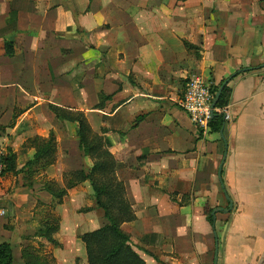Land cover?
Instances as JSON below:
<instances>
[{
    "label": "crops",
    "instance_id": "crops-1",
    "mask_svg": "<svg viewBox=\"0 0 264 264\" xmlns=\"http://www.w3.org/2000/svg\"><path fill=\"white\" fill-rule=\"evenodd\" d=\"M7 41L0 150L15 155L18 174L0 180V244L14 264L35 254L26 236L43 239L24 199L36 193L51 207L45 183L65 188L67 174L93 167L77 125L52 106L84 114L115 157L136 214L122 228L160 261L146 264H264V0H0V47ZM196 74L231 92L220 132H202L178 105ZM51 134L55 164L23 173L33 141ZM227 197L233 209L212 227L208 214L229 209ZM93 198L89 182L70 190L56 208L61 226L78 205L87 220L98 214Z\"/></svg>",
    "mask_w": 264,
    "mask_h": 264
},
{
    "label": "trees",
    "instance_id": "trees-1",
    "mask_svg": "<svg viewBox=\"0 0 264 264\" xmlns=\"http://www.w3.org/2000/svg\"><path fill=\"white\" fill-rule=\"evenodd\" d=\"M0 52L12 57L14 55V43L7 41L0 47ZM219 90V86L215 87V91ZM231 92L228 86H225L218 102L217 109L223 110L230 103ZM59 120H65L78 124L77 140L79 144V152L83 158L89 157L95 161L90 169L83 168L65 176V188H60L55 182L45 183V189L52 195L53 204L59 206L63 204L68 192L79 185L89 182L94 191L96 207L103 211L106 225L98 230L84 234L80 239L85 246L88 264H146L144 258L134 248L131 237L124 232L122 226L125 223H131L136 220V215L130 204L124 184L116 177L117 162L109 150L104 149L103 141L95 133H93L84 114L77 113L65 115L63 110L57 107H51ZM225 123V115L222 112H216L211 121V130L220 132ZM37 153L34 160L22 171L25 174L32 175L46 171L55 164L57 156V145L54 134L49 138H36L33 141ZM104 151V152H103ZM102 157L105 160H100ZM106 158L111 160L106 161ZM5 174L10 172L17 175L16 157L9 154L5 157ZM113 165L111 177L105 180L101 179V175ZM116 166V167H115ZM57 220V219H56ZM212 227H215V218L212 212L207 217ZM58 223V220H57ZM51 223L47 219L44 224V230L37 233L38 237L47 240L49 243L57 245L54 234L59 231V224ZM149 255L147 252H145ZM151 256V255H150ZM152 257L160 263L159 259ZM27 264H35L37 257L34 254L27 253L25 256ZM40 260V259H39ZM0 264H14V256L12 246L9 244H0ZM47 264V263H44Z\"/></svg>",
    "mask_w": 264,
    "mask_h": 264
},
{
    "label": "rangeland",
    "instance_id": "rangeland-1",
    "mask_svg": "<svg viewBox=\"0 0 264 264\" xmlns=\"http://www.w3.org/2000/svg\"><path fill=\"white\" fill-rule=\"evenodd\" d=\"M63 112L65 115H68L67 113H65L67 111H63ZM61 121L66 122L65 120H61ZM72 124H76L77 129H78L77 123L72 122ZM112 158L115 159L114 156ZM106 159H107L106 161L111 160L110 158H106ZM100 160L101 161L105 160V158L102 157ZM94 162L95 161H93V163ZM112 172H113V165L110 166V164H109L106 171H104L103 174L101 175V179L105 180L104 182H106L107 179H109L111 177ZM40 188L41 187L37 186V187H34V190H40ZM22 198H24V197H22ZM24 201H25L26 206H29L31 203L36 205V208H35L36 216L40 220L41 225L43 224V222L45 223V221L47 219H50L52 224H54V222L57 223V220H58L57 224H59V231L54 234V238L57 241V245L51 244L45 239H34V234L25 237V238H28L27 241H29V242H27V243L29 245V248L32 250V252L35 251L34 256L37 257L35 264H44V263L59 264L58 263L59 260H57V258H59V259L61 258V260H62L61 264H86V259H85L86 250H85V246L82 243L80 238L84 234H86L85 232H87V233L92 232L91 230H94L95 228H99L102 226V224L104 222V221H102L103 211L102 210L99 211L98 214L88 215L91 217H89L90 219L87 220L86 217H87V214L89 213L90 209L83 206V205H82V207H79V205H78L77 207H75L76 212L74 211L75 213H73V217H71L69 215L68 219H67L68 220L67 223L64 225V227H62L61 226L62 225L61 222L63 221L62 217L59 214H58V216H57V214H55L56 208L58 206H55L53 204L51 207L50 206L48 207L47 206L48 203H46L39 196H37L36 193H34L32 195V198H25ZM93 202L95 203V206H96L95 198H93ZM84 205H86V203H84ZM85 223H87L89 225L86 226ZM104 223H105V225L107 224V222H104ZM61 227L63 228V230ZM42 230H44V226H43ZM42 230H40V231H42ZM135 241L136 240L134 239V241H133L134 244H135ZM137 245L141 249H142V247H144V246L139 245V244H137ZM150 249H153V248H150ZM156 251H159V250H156ZM146 252L149 255L154 256V254L152 253V250H149ZM155 254H157V253L155 252ZM157 255L161 257L160 254H157ZM142 256L147 258V256L143 253H142ZM147 259L150 261H152V260L154 261L153 257L152 258L148 257Z\"/></svg>",
    "mask_w": 264,
    "mask_h": 264
},
{
    "label": "built area",
    "instance_id": "built-area-1",
    "mask_svg": "<svg viewBox=\"0 0 264 264\" xmlns=\"http://www.w3.org/2000/svg\"><path fill=\"white\" fill-rule=\"evenodd\" d=\"M215 85L200 74L192 76L185 88L183 97L179 101V106L188 115L191 122L202 132L206 133L211 129L212 106L217 92L215 91ZM222 112L225 115V120L230 119L226 114V108L223 110L215 109L214 113ZM5 154L0 150V180L5 174Z\"/></svg>",
    "mask_w": 264,
    "mask_h": 264
},
{
    "label": "water",
    "instance_id": "water-1",
    "mask_svg": "<svg viewBox=\"0 0 264 264\" xmlns=\"http://www.w3.org/2000/svg\"><path fill=\"white\" fill-rule=\"evenodd\" d=\"M225 86H226V84H224L223 87L220 88L219 91H218L217 94H216V97H215V100H214V103H213V106H212V110H213V112H212V116H213V118H214V116H215L214 110L217 108L218 102H219V100H220V98H221V95H222V92H223V89H224ZM222 170H223V165H222L221 168H220V174H219V175H220V179H221V173H222ZM227 199H228V201H229L230 204H231V205H230V208H229V209H218V210H215V212L213 213V216H216L217 213H222V212H224V213H228V212L232 211V209H233V205H232V203H231V201H230V198L227 197ZM216 254H218V251L216 252ZM217 260H218V257H216V262H217Z\"/></svg>",
    "mask_w": 264,
    "mask_h": 264
}]
</instances>
